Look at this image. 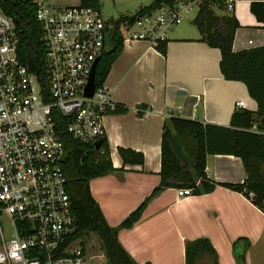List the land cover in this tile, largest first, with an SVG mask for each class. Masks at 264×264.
<instances>
[{"label":"crops","instance_id":"0c3cea01","mask_svg":"<svg viewBox=\"0 0 264 264\" xmlns=\"http://www.w3.org/2000/svg\"><path fill=\"white\" fill-rule=\"evenodd\" d=\"M232 13L239 24L233 50L264 45V24L251 12L250 0H236ZM193 17L168 31L165 55L148 41H123L103 82L111 100L127 108L103 116V138L114 169L90 180L91 193L112 227L159 183L161 138L168 117L229 126L236 108L256 109L243 82L223 78L220 52L201 40ZM239 100L246 106H237ZM170 144L180 164L192 168L194 135L173 130ZM119 147L142 153L143 164L124 165ZM205 174L217 183L212 191L178 197L176 187H166L146 202L138 221L118 229L119 242L136 263L185 264L187 242L206 237L218 264H236L232 242L245 237L251 243L245 264H264V213L242 193L220 184L244 181L241 158L207 154ZM199 264L211 263L203 258Z\"/></svg>","mask_w":264,"mask_h":264},{"label":"built area","instance_id":"2783aa9c","mask_svg":"<svg viewBox=\"0 0 264 264\" xmlns=\"http://www.w3.org/2000/svg\"><path fill=\"white\" fill-rule=\"evenodd\" d=\"M30 1L44 47V85L21 63L15 23L0 5V216L11 227L5 236L0 224V264H110L94 234L71 238L76 228L62 136L92 144L104 137L102 118L116 104L103 84L90 97L85 88L112 25L93 6ZM224 1L232 11L236 0ZM192 5L161 6L120 24L123 41H166ZM252 130L264 134V128ZM190 194L191 188L176 189L178 197Z\"/></svg>","mask_w":264,"mask_h":264},{"label":"trees","instance_id":"16d2710c","mask_svg":"<svg viewBox=\"0 0 264 264\" xmlns=\"http://www.w3.org/2000/svg\"><path fill=\"white\" fill-rule=\"evenodd\" d=\"M181 1L195 3L197 10L192 23L198 29L201 40L219 50V68L223 78L243 82L249 96L256 103V109L236 108L229 126L168 117L164 121L161 138L159 183L117 227L106 222L90 190L91 179L114 169L105 138L100 139L97 148L92 143H82L68 135L62 136L65 148L62 169L76 228L71 238L94 234L110 264H138L119 242L117 232L119 228L131 227L138 221L146 202L156 193L166 187H188L194 194L213 190L217 183L209 181L205 174L207 154H231L241 158L246 173L244 181L220 184L242 193L264 213V134L252 130L253 125L259 129L264 128V45L233 50L234 33L239 24L233 10H227L224 0H151L149 4L139 6L131 14L119 15L117 20L109 22L112 27H107L106 43L95 68V85L99 87L103 84L112 62L121 52L123 34L120 24L131 23L137 17L149 14L161 6L171 7ZM80 4L99 7L98 0H80ZM0 5L3 12L15 23L21 63L44 85V47L39 39L40 28L35 18V6L30 0H1ZM250 10L264 24V0H250ZM166 42L167 40L157 41L153 46L165 55ZM126 111V107L116 104L112 113ZM58 120H61V116H58ZM173 130H184L194 135L196 148L192 168L182 166L172 151L170 137ZM118 153L124 165H142L144 162L143 154L138 151L119 147ZM250 244L245 237H238L232 242L236 264H245V252ZM184 256L185 264H199L203 258L208 259L211 264H218L217 253L206 237L187 242Z\"/></svg>","mask_w":264,"mask_h":264},{"label":"rangeland","instance_id":"374dc122","mask_svg":"<svg viewBox=\"0 0 264 264\" xmlns=\"http://www.w3.org/2000/svg\"><path fill=\"white\" fill-rule=\"evenodd\" d=\"M99 1V10L101 12L102 18L105 21L117 20L121 14H131L139 6L147 5L151 0H98ZM55 6H74L79 5L80 0H51ZM190 12L184 15V18L190 19L196 12L197 6L192 5ZM0 224L3 229L5 236H9L11 232V227L7 215L0 216Z\"/></svg>","mask_w":264,"mask_h":264},{"label":"water","instance_id":"95a60500","mask_svg":"<svg viewBox=\"0 0 264 264\" xmlns=\"http://www.w3.org/2000/svg\"><path fill=\"white\" fill-rule=\"evenodd\" d=\"M98 61H99V58H97L94 61L93 65L91 67L89 80H88V83H87L86 88H85V95L89 96V97L92 96V94H93V92L95 90V87H96L95 80H94V73H95V68H96V65H97ZM94 145H95V147L98 148L99 145H100V139L97 142H95Z\"/></svg>","mask_w":264,"mask_h":264}]
</instances>
